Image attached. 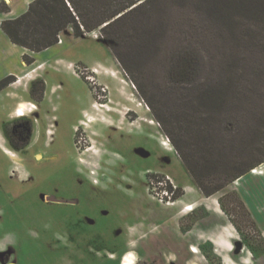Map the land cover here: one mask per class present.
<instances>
[{
    "label": "rangeland",
    "instance_id": "obj_1",
    "mask_svg": "<svg viewBox=\"0 0 264 264\" xmlns=\"http://www.w3.org/2000/svg\"><path fill=\"white\" fill-rule=\"evenodd\" d=\"M202 4L156 7L157 35L120 51L126 66L66 34L69 51L37 56L42 92L0 90V264H264V164L205 197L173 147L208 175L213 149L233 159L264 131V47L189 50Z\"/></svg>",
    "mask_w": 264,
    "mask_h": 264
},
{
    "label": "trees",
    "instance_id": "obj_2",
    "mask_svg": "<svg viewBox=\"0 0 264 264\" xmlns=\"http://www.w3.org/2000/svg\"><path fill=\"white\" fill-rule=\"evenodd\" d=\"M165 1L167 0H35L25 14L17 19L4 21L2 28L14 44L35 53L57 45L61 33L68 28L74 31L76 38L100 32L102 41L120 64L126 66L120 51L133 48L134 39H140L139 47H142L157 35L151 29L150 21L153 10ZM201 1L209 17L206 27L198 30L201 38L196 37L195 41L193 36L186 38L189 50L194 49L195 44L201 50L214 47L219 51H249L264 47L260 40L264 35V0ZM0 11L8 12L9 7L0 5ZM24 61L31 65L35 59L25 55ZM191 66L190 58L183 57L179 73L190 76ZM16 81L14 76L3 79L0 81V90ZM32 90L42 92L43 82L39 79L32 82ZM255 132L256 138L250 139L248 136L241 139L238 143L240 148L233 159L223 158L220 151L214 149L212 161L208 162L203 157L204 168H209L208 175L198 174L194 170V165L175 141L173 147L180 154L203 196L211 197L264 164V131L260 127ZM4 133L7 135L6 128ZM29 143H25L24 147ZM13 148L21 150L15 146ZM218 168L232 171L226 181L221 180L222 171L217 173V177L213 176ZM211 169H214L213 174ZM217 178L218 182H215ZM224 211L227 213L225 209Z\"/></svg>",
    "mask_w": 264,
    "mask_h": 264
},
{
    "label": "crops",
    "instance_id": "obj_3",
    "mask_svg": "<svg viewBox=\"0 0 264 264\" xmlns=\"http://www.w3.org/2000/svg\"><path fill=\"white\" fill-rule=\"evenodd\" d=\"M33 1L35 0H0V5L9 7L8 12L0 11V81L9 76L16 77L17 81L7 88L8 91H10L7 95L14 98L21 97V95H18V91H22V86L23 93H26L29 90L31 83L36 80L34 71L39 66H37V56L39 53L32 52L26 48L14 44L10 40L8 35L4 32L2 24L4 21L14 20L25 14ZM66 34L69 37V40H71V35L75 36L74 31L71 28H68L61 33L60 42L45 51H69L67 39H65ZM85 37H92L98 41L103 42L101 37L97 35V32L85 34L82 36V38ZM25 55H35V57H33L35 59V62L31 65H27L24 61ZM25 103L27 102L18 101L19 106L16 110L22 109ZM6 143H8L7 139ZM206 244L208 243L200 242V248L204 249ZM213 245L211 246L213 247Z\"/></svg>",
    "mask_w": 264,
    "mask_h": 264
},
{
    "label": "flooded vegetation",
    "instance_id": "obj_4",
    "mask_svg": "<svg viewBox=\"0 0 264 264\" xmlns=\"http://www.w3.org/2000/svg\"><path fill=\"white\" fill-rule=\"evenodd\" d=\"M14 120H15V119H14ZM16 120H18V119H16ZM16 120H15V121H16ZM16 122H17V121H16ZM13 123H14V122H13ZM5 135H6V134H5ZM6 139H7V142L10 144V146H11V148H12L14 145L11 144V140L8 139L7 136H6ZM15 147H16V146H15ZM27 147H28V146L24 147L23 149H26ZM23 149H22V150H23Z\"/></svg>",
    "mask_w": 264,
    "mask_h": 264
},
{
    "label": "water",
    "instance_id": "obj_5",
    "mask_svg": "<svg viewBox=\"0 0 264 264\" xmlns=\"http://www.w3.org/2000/svg\"><path fill=\"white\" fill-rule=\"evenodd\" d=\"M49 198V199H48ZM48 201H53L54 199L52 197H47Z\"/></svg>",
    "mask_w": 264,
    "mask_h": 264
},
{
    "label": "bare ground",
    "instance_id": "obj_6",
    "mask_svg": "<svg viewBox=\"0 0 264 264\" xmlns=\"http://www.w3.org/2000/svg\"><path fill=\"white\" fill-rule=\"evenodd\" d=\"M252 173H254V174L257 173V170H253Z\"/></svg>",
    "mask_w": 264,
    "mask_h": 264
},
{
    "label": "built area",
    "instance_id": "obj_7",
    "mask_svg": "<svg viewBox=\"0 0 264 264\" xmlns=\"http://www.w3.org/2000/svg\"><path fill=\"white\" fill-rule=\"evenodd\" d=\"M256 170V169H255Z\"/></svg>",
    "mask_w": 264,
    "mask_h": 264
}]
</instances>
